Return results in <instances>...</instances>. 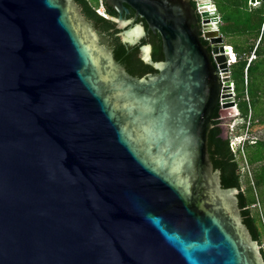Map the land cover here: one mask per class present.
<instances>
[{
  "label": "water",
  "instance_id": "95a60500",
  "mask_svg": "<svg viewBox=\"0 0 264 264\" xmlns=\"http://www.w3.org/2000/svg\"><path fill=\"white\" fill-rule=\"evenodd\" d=\"M103 1L126 45L145 31L125 4L160 33L156 74L128 73L75 0H0V264H264L208 150L238 109L215 3Z\"/></svg>",
  "mask_w": 264,
  "mask_h": 264
},
{
  "label": "trees",
  "instance_id": "16d2710c",
  "mask_svg": "<svg viewBox=\"0 0 264 264\" xmlns=\"http://www.w3.org/2000/svg\"><path fill=\"white\" fill-rule=\"evenodd\" d=\"M82 8L87 20L102 33L109 35L115 45V59L126 63V49L111 30L115 24L97 12L99 7L90 0H75ZM218 15L221 17L220 32L228 41L233 56L231 65L232 81L241 118L245 121L244 129L250 131L264 125V2L257 6L250 5V0H213ZM109 18L117 13L106 10ZM236 56H235V55ZM250 56H254L251 60ZM135 58V54L133 56ZM154 59H162L159 46L154 48ZM142 71L153 69L143 62L133 59ZM221 106L212 119L213 128L208 136V150L211 161L221 174L224 188H237L240 193L239 206L243 222L248 227L253 239L261 245L264 256V227L260 213L253 206L264 205V140L248 139L244 148L246 162L252 167V179L249 194L242 189L240 166L231 146V138L224 136L220 116ZM260 191V193H258ZM260 196V197H259Z\"/></svg>",
  "mask_w": 264,
  "mask_h": 264
},
{
  "label": "flooded vegetation",
  "instance_id": "af4514ba",
  "mask_svg": "<svg viewBox=\"0 0 264 264\" xmlns=\"http://www.w3.org/2000/svg\"><path fill=\"white\" fill-rule=\"evenodd\" d=\"M101 2H102V5H103V8H104L105 13H106V10L107 9L108 10H114L113 8H111L108 5H106V3L103 0H101ZM99 3H100V1H99ZM192 3L196 7V5H197L196 1L194 0V1H192ZM125 7L129 10V14H127L126 12L123 13L122 19H124V20H134L136 23L142 25L143 28H144V31H145V35H144L143 39L139 42V44L136 45V46L126 45L125 43H123L122 38L119 36V34L121 33V31L117 29V22L115 21L116 18L120 17V14H118L114 10L117 13V15L110 18L111 20L114 19L112 21L115 24V27H114V29L111 30V32L116 37H118L119 42L124 45V48L127 51L126 56H125V60H127L126 63H122V62H119V61L118 62L127 70L128 73H130L134 77L142 78V77H145V76H147L149 74L154 75L157 72H156V70L151 65H148V66H150L153 69V71L152 70L142 71V69L137 64L134 63V60L133 59H137V60L143 62L144 64H146L145 61H144V59H143V51H142L141 48L143 46L149 45L150 46L149 52H150V55L152 57V60L154 62H158V61L164 60L162 37H161V35H160L159 32H154L153 30H151L148 27L146 21L143 18L137 17V20H136V18H135V16H136L135 15V11L131 7H129L126 4H125ZM97 31H98V33L100 35V38H101L102 43L106 47H108L109 49H111L113 51L114 55H115V51H114L115 50V45H114L113 42H111L113 40L110 38L109 35L107 36V34L102 33L99 30H97ZM205 31H206V29L203 27L202 20H201V17H200V35H201V40H202L203 44L208 47L209 51L213 53V45H212L210 39H208V38L205 37ZM156 46H159L160 49H161L162 56H163L162 59H157L156 60L153 57L154 48ZM134 54H135V58L133 57ZM213 57H215L214 54H213Z\"/></svg>",
  "mask_w": 264,
  "mask_h": 264
},
{
  "label": "rangeland",
  "instance_id": "374dc122",
  "mask_svg": "<svg viewBox=\"0 0 264 264\" xmlns=\"http://www.w3.org/2000/svg\"><path fill=\"white\" fill-rule=\"evenodd\" d=\"M90 1L94 3L96 6L98 5V0H90ZM108 19H110L109 16ZM224 40H225V44H227L229 41V40L227 41L225 38ZM252 58H254V56H250L249 59L251 60ZM220 116L222 120V128L224 131V136L231 138V146L233 151L235 152L236 159L241 169L239 173H241L242 189L245 190L247 194H249L248 191L252 183L251 179L253 172H252V167L249 166L246 162L244 148L246 146L247 140L250 138L254 140L255 139L264 140V125L262 126L258 125L252 128L250 131L244 129L243 125L245 124V121L241 118L239 109L221 108ZM234 137H237V140H235L236 138L234 139ZM258 193H260V191H258ZM261 193L264 194V188L261 190ZM253 209L257 210L260 213L264 227V205L260 204V207L253 206ZM262 240H263L262 246L264 247V235Z\"/></svg>",
  "mask_w": 264,
  "mask_h": 264
},
{
  "label": "built area",
  "instance_id": "2783aa9c",
  "mask_svg": "<svg viewBox=\"0 0 264 264\" xmlns=\"http://www.w3.org/2000/svg\"><path fill=\"white\" fill-rule=\"evenodd\" d=\"M100 1V3H99V8L97 9V12L100 14V15H102V16H104V17H106V18H108V16L106 15V13H105V11H104V8H103V5H102V2H101V0H99ZM252 6H257V5H252ZM220 19H221V17H220ZM221 24V23H220ZM230 48H232V47H230ZM232 50H233V48H232ZM230 53H231V55H232V52L230 51ZM235 55V54H234ZM236 56V55H235ZM232 60H230L228 63H229V65L231 66L232 65ZM231 87H232V91H231V93L234 95V97H235V100H236V94H235V85H234V83H233V81L231 82ZM236 138V139H235ZM234 139L235 140H237V137H234Z\"/></svg>",
  "mask_w": 264,
  "mask_h": 264
},
{
  "label": "bare ground",
  "instance_id": "6f19581e",
  "mask_svg": "<svg viewBox=\"0 0 264 264\" xmlns=\"http://www.w3.org/2000/svg\"><path fill=\"white\" fill-rule=\"evenodd\" d=\"M255 4H257V3H255Z\"/></svg>",
  "mask_w": 264,
  "mask_h": 264
}]
</instances>
